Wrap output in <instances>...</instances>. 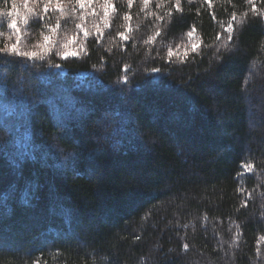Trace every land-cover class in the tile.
<instances>
[{
    "label": "trees",
    "instance_id": "16d2710c",
    "mask_svg": "<svg viewBox=\"0 0 264 264\" xmlns=\"http://www.w3.org/2000/svg\"><path fill=\"white\" fill-rule=\"evenodd\" d=\"M15 2L0 264H264V0Z\"/></svg>",
    "mask_w": 264,
    "mask_h": 264
},
{
    "label": "snow or ice",
    "instance_id": "6c2138e0",
    "mask_svg": "<svg viewBox=\"0 0 264 264\" xmlns=\"http://www.w3.org/2000/svg\"><path fill=\"white\" fill-rule=\"evenodd\" d=\"M34 2L36 4H41L42 3V13L43 16L37 12L36 14V22L38 25L45 23L46 21L43 19V17H46L48 12H49V6H52L53 10L56 11H61L63 12V8H62V0H34ZM145 4H147L148 0H144ZM249 2H251V0H249ZM69 3H71V0H69ZM75 3L81 8L83 9L85 7V2L84 0H75ZM89 3H91V0H89ZM28 4H29V0H23V7L28 11V12H32L33 9L28 8ZM130 6V5H129ZM176 7L177 10H179V0H176ZM107 8H108V4H107V0H105V16H107ZM4 15H6L8 17V27L14 31H19L18 29V16H19V12L17 11V4L15 2V0H12L11 3V9L7 12L4 13ZM128 17L126 16L125 19H127ZM83 19V18H81ZM25 23H27V16L25 17ZM60 27L59 22H57V24L50 28L51 32H55L58 28ZM77 27H81L80 25H77ZM230 31V29H229ZM84 36L87 37L89 35V33L87 31H84ZM159 34V33H157ZM189 36H191V32H189ZM231 35L229 34L228 39L231 40ZM43 43L39 45L40 48H47L49 46V44L51 43V38L48 35H45L43 37ZM225 47L227 48V45H225ZM65 48H67V45L65 46ZM0 54H8V55H12V56H19V57H23V58H36L39 53L37 51H23L20 50L17 46V44H12L11 46L8 47H3L0 48ZM75 55V52L72 54ZM65 56L67 58V53H65ZM185 248H187V245L184 246Z\"/></svg>",
    "mask_w": 264,
    "mask_h": 264
}]
</instances>
